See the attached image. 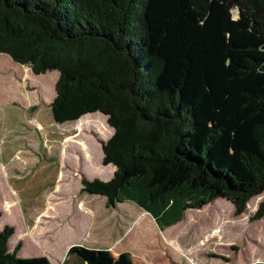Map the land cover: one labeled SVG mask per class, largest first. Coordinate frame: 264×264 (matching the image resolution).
<instances>
[{"label": "trees", "instance_id": "16d2710c", "mask_svg": "<svg viewBox=\"0 0 264 264\" xmlns=\"http://www.w3.org/2000/svg\"><path fill=\"white\" fill-rule=\"evenodd\" d=\"M0 53L57 72L55 123L105 116L115 169L81 190L107 206L131 202L163 230L215 198L241 214L264 191V0H0ZM263 216L264 195L248 220ZM12 234L0 264H51L18 257Z\"/></svg>", "mask_w": 264, "mask_h": 264}, {"label": "rangeland", "instance_id": "374dc122", "mask_svg": "<svg viewBox=\"0 0 264 264\" xmlns=\"http://www.w3.org/2000/svg\"><path fill=\"white\" fill-rule=\"evenodd\" d=\"M22 67L8 60L3 70L34 86L17 92L22 103L34 100L27 110L9 106L12 90L0 79V229L13 228L9 250L20 241L18 257L42 255L51 264L64 258L84 264L264 262V216L248 220L264 191L248 198L241 214L215 198L185 210L163 230L131 202L110 207L103 196L83 192L82 177L107 180L115 169L101 164L100 144L112 129L99 112L80 128L53 122L49 107L39 102L53 94L52 74L42 77Z\"/></svg>", "mask_w": 264, "mask_h": 264}, {"label": "crops", "instance_id": "0c3cea01", "mask_svg": "<svg viewBox=\"0 0 264 264\" xmlns=\"http://www.w3.org/2000/svg\"><path fill=\"white\" fill-rule=\"evenodd\" d=\"M8 60H11L10 59V57L9 56H7L6 54H1L0 53V79H7L8 81H7V83L9 84V86H10V90H12V91H10V95H9V97L7 98V103H9V106L13 109L15 106H19V107H21L22 109H25V110H27V106L28 105H31V104H34L33 102H34V100H32V101H25V102H20V101H18V98H17V92H19V91H23V92H25L26 91V88L27 87H29V88H32V87H34L33 85H31V86H26V84L24 83V81H22V78H19V77H17V76H12V77H10L7 73H6V71L5 70H3V67H4V64L8 61ZM27 69H28V72H31L30 71V69H29V67L27 66L26 67ZM51 72V73H50ZM32 73V72H31ZM48 74H52L51 76H52V82H51V84L53 85L54 84V82H55V79L57 78V72L56 71H53V70H51V71H46V72H44V73H42V74H37V75H40V76H45V75H48ZM36 75V76H37ZM51 78V77H50ZM53 96H54V91H53V94H52V96H51V98H48V100H46L45 102L43 101V100H40L39 102L40 103H43V104H45V105H47L48 107H49V103H50V101L52 100V98H53ZM5 101V102H6ZM37 107V106H36ZM35 109V108H34ZM28 123H29V125L31 126V124H33V121H32V118H26L25 119ZM54 122V121H53ZM56 124H58V123H56ZM72 260V259H71ZM74 260V259H73ZM250 264V263H249Z\"/></svg>", "mask_w": 264, "mask_h": 264}]
</instances>
